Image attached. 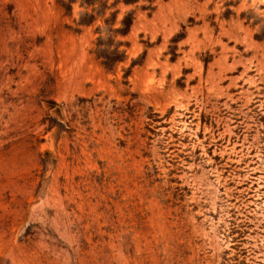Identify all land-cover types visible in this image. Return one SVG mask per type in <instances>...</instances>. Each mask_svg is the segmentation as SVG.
Listing matches in <instances>:
<instances>
[{
    "label": "rangeland",
    "instance_id": "obj_1",
    "mask_svg": "<svg viewBox=\"0 0 264 264\" xmlns=\"http://www.w3.org/2000/svg\"><path fill=\"white\" fill-rule=\"evenodd\" d=\"M0 264H264V0H0Z\"/></svg>",
    "mask_w": 264,
    "mask_h": 264
}]
</instances>
